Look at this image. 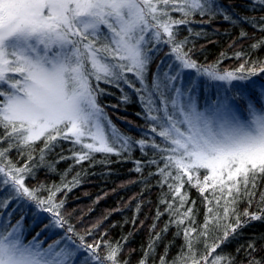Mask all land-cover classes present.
<instances>
[{
	"label": "snow or ice",
	"instance_id": "obj_1",
	"mask_svg": "<svg viewBox=\"0 0 264 264\" xmlns=\"http://www.w3.org/2000/svg\"><path fill=\"white\" fill-rule=\"evenodd\" d=\"M249 3L264 10V0ZM217 14L230 24L243 20L264 32V16L234 17L216 0H0V145L7 142V147H0L4 177L0 179V215L15 202L6 213L9 222L12 213L24 206L34 215L48 214L41 217L48 221L41 232L64 230L47 247L37 239L41 232L24 243L22 212L11 231H0V264H127L118 259L119 243L104 241L102 254L100 242L88 243L84 236H78L79 242L73 239L69 233L75 234L74 227L61 215L63 203L55 202V193L47 198L37 195L43 185L30 188L25 184V174L34 175L32 168L28 164L15 167L7 160L14 146L20 149L40 140L43 160L45 149L58 138L80 146L69 157L77 163L91 160L94 153L130 154L133 145L145 156V148L151 149L152 158L134 161L135 171L154 165L157 173L150 175L162 178L161 186L167 185L173 200L179 197V207L187 201V193L181 194L185 182L201 194L211 188L215 197L219 191L216 206L222 214L206 217L200 235H208L213 221L217 228L225 221L221 235L213 244L205 243L206 255L195 259L182 253L172 264L189 260L191 264H233L230 258L212 253L230 236L235 239L238 229L264 220V192L256 201V211L246 208L237 213L234 207L244 197L251 207L257 180L264 179V61H254L247 70L241 64L237 70L222 73L199 65L193 49L185 50L191 41L179 38L178 26L188 24L190 16L211 19ZM240 35L243 38L247 33ZM160 45L169 48V62L162 74L157 66L149 84L148 68ZM251 47H264V38ZM235 55L239 59L242 53ZM126 72L133 73L140 88H135ZM101 82L117 88L122 82L135 89L153 134L151 140H133L116 128L98 102L106 94ZM127 100L123 95L122 101ZM201 169L205 170L202 181ZM161 203L167 205L166 211L171 210L170 215H178L173 221L177 225L191 215V208L180 213L168 200L162 198ZM230 213L233 222L227 223ZM160 215L158 210L157 218ZM241 215L246 219L242 221ZM195 231L183 229L188 252L193 251L191 233ZM254 252L255 245L250 243L248 264H264V258L257 260ZM161 264L167 262L162 258Z\"/></svg>",
	"mask_w": 264,
	"mask_h": 264
},
{
	"label": "trees",
	"instance_id": "obj_2",
	"mask_svg": "<svg viewBox=\"0 0 264 264\" xmlns=\"http://www.w3.org/2000/svg\"><path fill=\"white\" fill-rule=\"evenodd\" d=\"M217 3L229 9V14L234 17L259 19L264 16V10L258 4H250L249 0H217ZM172 15L177 19L181 18L179 13H172ZM187 19L188 24L178 26L179 38L188 37L191 41L185 50L193 49V59L199 65L212 67L222 73L237 70L241 64H244L247 70L254 61H264V47L258 50H253L251 47L264 38V32L253 28L251 24L243 20L230 24L219 14L211 19L208 16L199 15L190 16ZM241 31L246 32L247 36L242 38ZM197 33L199 35H196ZM159 49L148 68L147 82L149 84L158 65L161 70L166 69V64H161V61L168 57L169 48L160 45ZM236 53H242L239 59L236 58ZM125 74L135 88H140L133 73ZM100 86L105 88L106 94L98 97V102L105 107L109 118L120 132L133 140H151L153 134L150 132L149 122L144 117V109L135 89L122 82L120 88L103 82ZM125 94L128 97L127 102L122 101V96ZM157 142H160L159 138ZM0 147H7V142ZM42 148H44L43 140L36 141L33 145L22 146L20 149L14 146L7 153V160H10L15 167L28 164L34 175L25 174V184L30 188L43 185L44 189L37 193L43 198H47L54 192L55 202L63 203L60 209L61 215L68 225L74 227V233L78 234L69 233V235H73V239L78 242V236H84L88 243L100 242L102 254L103 243L107 241L110 244L119 243L122 246L118 259L126 261L127 264H141L145 254H147L145 264H161L162 258L167 264H172L182 253H186L189 257L194 256L195 259H199L202 253L206 255L208 250L205 248V243L211 245L215 242V237L221 235L225 221H221L219 228L215 227L213 221L209 225L208 235H200V226L205 223L206 217H211L214 213L222 214V209L216 206V198L220 196L219 191L216 192L215 197L212 195L211 188L201 194L198 188L185 182L181 194L187 193V201L183 207H179V197L173 200L167 185L161 186L162 178L158 174L150 175L157 173L154 165L145 166L139 173L135 171L134 161H145L153 157L154 153L149 148H145L147 156L141 153L138 146H135L130 154L123 153L117 156L94 153L91 160L81 163H77L75 158H69L80 148L79 145L74 146L69 141L58 138L50 149H45L43 160L40 159ZM29 156L32 157L31 160ZM7 160L4 161L5 166H7ZM161 167H163L162 162ZM204 172L203 169L199 171L201 181ZM0 176L3 175L0 174ZM186 180L187 177H185ZM168 182L173 181L169 179ZM193 182H195V173H193ZM57 189L60 190L57 191ZM241 190L243 191L242 186ZM255 192L256 196L251 207L248 206L247 197L238 198L234 205L237 213H243L246 208L249 212L256 211V201L259 200L260 193L264 192V179L257 180ZM233 194L235 195V192ZM162 198L172 203L173 208H178L180 213L191 208L190 217L185 218L181 225L173 223L179 217L175 213L170 215L171 210L166 211L167 205L161 203ZM193 201H195L194 204ZM209 208L212 209V213L208 212ZM158 210L162 213L159 218H157ZM19 216L20 213L17 218ZM240 218L242 221L246 219L242 215ZM232 222L230 213L227 223ZM42 225H38L40 228L37 226L38 230L42 228ZM166 226L167 230H165ZM185 228L196 229L191 233L192 252H188L185 247L186 241L183 234ZM63 231L60 229V232L52 236L47 243L50 244L59 239ZM237 231L239 234L236 238L233 239L230 236L228 242L221 244L212 256L219 253L230 258L233 264H248L249 257L246 255V250L251 243L256 248V252L253 253L255 258L257 260L264 258V220L251 221ZM188 264H191L190 260ZM222 264H227V261H222Z\"/></svg>",
	"mask_w": 264,
	"mask_h": 264
},
{
	"label": "rangeland",
	"instance_id": "obj_3",
	"mask_svg": "<svg viewBox=\"0 0 264 264\" xmlns=\"http://www.w3.org/2000/svg\"><path fill=\"white\" fill-rule=\"evenodd\" d=\"M216 2H217V0H216ZM164 62H165V64H167L169 62V57H166V59L164 60ZM165 70L164 69L163 70L160 69L161 74ZM262 76H264V73H263ZM161 80H163L162 75H161ZM218 90L221 93H223V91H224L223 88H219ZM135 146L136 145H133V147H135ZM0 178H4V177L3 176H0ZM14 206H15V202H13V204L9 206V209L3 210V212L5 214L0 215V231H11L12 227L16 224L17 220L20 219V216H21V214L23 212V215L25 216V219L23 220V228H22L23 242L24 243H28L29 241H31L33 239V237L36 235L37 232H41V229L38 230L40 228L39 226L41 224H44V223H47L48 222L47 219H41V217H47L48 215L45 214V213L38 214V215H34L33 212H31V211L29 213V210L26 207L21 206L22 209H18L15 212L12 213L11 218H10V222H9V217L7 216L6 213L12 207H14ZM19 213H20V216L17 218V216L19 215ZM58 232H60V229H54V230H51V231H43V232H41V235L37 239L39 241H42L43 242L42 243V247H47L49 245L47 243V241L52 236H54L56 233H58ZM44 235H45V238H43Z\"/></svg>",
	"mask_w": 264,
	"mask_h": 264
}]
</instances>
